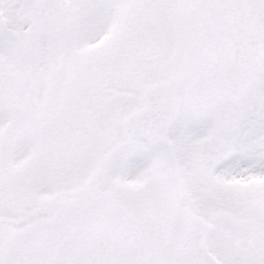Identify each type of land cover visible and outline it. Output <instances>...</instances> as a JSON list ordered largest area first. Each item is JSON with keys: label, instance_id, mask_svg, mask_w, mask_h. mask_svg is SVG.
Here are the masks:
<instances>
[{"label": "snow or ice", "instance_id": "6c2138e0", "mask_svg": "<svg viewBox=\"0 0 264 264\" xmlns=\"http://www.w3.org/2000/svg\"><path fill=\"white\" fill-rule=\"evenodd\" d=\"M0 264H264V0H0Z\"/></svg>", "mask_w": 264, "mask_h": 264}]
</instances>
